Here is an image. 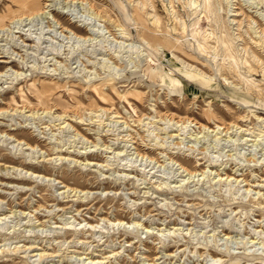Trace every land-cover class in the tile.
<instances>
[{
    "label": "rangeland",
    "instance_id": "rangeland-1",
    "mask_svg": "<svg viewBox=\"0 0 264 264\" xmlns=\"http://www.w3.org/2000/svg\"><path fill=\"white\" fill-rule=\"evenodd\" d=\"M22 1L0 264H264V0Z\"/></svg>",
    "mask_w": 264,
    "mask_h": 264
},
{
    "label": "bare ground",
    "instance_id": "bare-ground-1",
    "mask_svg": "<svg viewBox=\"0 0 264 264\" xmlns=\"http://www.w3.org/2000/svg\"><path fill=\"white\" fill-rule=\"evenodd\" d=\"M40 5L41 4H40V2L38 0H23L21 2L20 7H23V9L25 10L26 14L28 15V14H31L33 11H39V10L42 11ZM49 90H52V89H50L49 87H45L44 86L43 87V92L40 95L43 96V93L46 94ZM44 102H46V99H45Z\"/></svg>",
    "mask_w": 264,
    "mask_h": 264
}]
</instances>
